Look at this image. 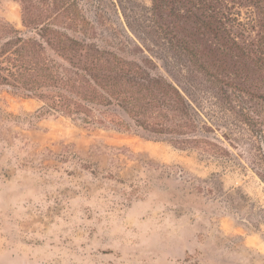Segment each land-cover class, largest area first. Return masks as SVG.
Returning a JSON list of instances; mask_svg holds the SVG:
<instances>
[{
  "label": "rangeland",
  "instance_id": "rangeland-1",
  "mask_svg": "<svg viewBox=\"0 0 264 264\" xmlns=\"http://www.w3.org/2000/svg\"><path fill=\"white\" fill-rule=\"evenodd\" d=\"M168 6L0 0V264H264V0Z\"/></svg>",
  "mask_w": 264,
  "mask_h": 264
},
{
  "label": "trees",
  "instance_id": "trees-1",
  "mask_svg": "<svg viewBox=\"0 0 264 264\" xmlns=\"http://www.w3.org/2000/svg\"><path fill=\"white\" fill-rule=\"evenodd\" d=\"M153 2H154V11L156 13L166 8L169 9V11L173 14V9H170V7L168 6L169 0H153ZM155 84L163 87L165 90L169 91L172 94H174V92L178 94L176 88L173 87L171 84H168L161 80H157Z\"/></svg>",
  "mask_w": 264,
  "mask_h": 264
}]
</instances>
